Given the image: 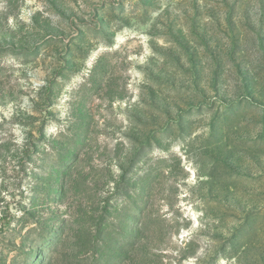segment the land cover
<instances>
[{"label": "rangeland", "instance_id": "374dc122", "mask_svg": "<svg viewBox=\"0 0 264 264\" xmlns=\"http://www.w3.org/2000/svg\"><path fill=\"white\" fill-rule=\"evenodd\" d=\"M0 264H264V0H0Z\"/></svg>", "mask_w": 264, "mask_h": 264}]
</instances>
